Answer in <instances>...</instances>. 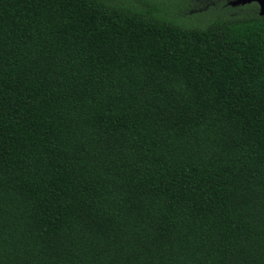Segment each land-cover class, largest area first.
Segmentation results:
<instances>
[{"label": "trees", "instance_id": "1", "mask_svg": "<svg viewBox=\"0 0 264 264\" xmlns=\"http://www.w3.org/2000/svg\"><path fill=\"white\" fill-rule=\"evenodd\" d=\"M0 264H264L255 3L0 0Z\"/></svg>", "mask_w": 264, "mask_h": 264}, {"label": "water", "instance_id": "2", "mask_svg": "<svg viewBox=\"0 0 264 264\" xmlns=\"http://www.w3.org/2000/svg\"><path fill=\"white\" fill-rule=\"evenodd\" d=\"M255 3L257 6V14L264 18V0H231L229 1V5H243L248 3Z\"/></svg>", "mask_w": 264, "mask_h": 264}, {"label": "rangeland", "instance_id": "3", "mask_svg": "<svg viewBox=\"0 0 264 264\" xmlns=\"http://www.w3.org/2000/svg\"><path fill=\"white\" fill-rule=\"evenodd\" d=\"M166 1H168V0H166ZM229 1H231V0H229ZM200 19H203V18L201 17Z\"/></svg>", "mask_w": 264, "mask_h": 264}]
</instances>
